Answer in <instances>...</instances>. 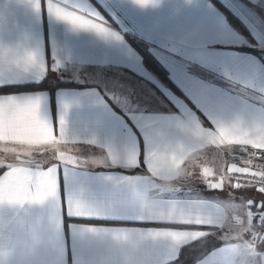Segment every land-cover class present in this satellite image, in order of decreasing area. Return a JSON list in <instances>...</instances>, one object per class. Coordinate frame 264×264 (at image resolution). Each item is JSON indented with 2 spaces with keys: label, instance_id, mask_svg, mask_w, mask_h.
Wrapping results in <instances>:
<instances>
[{
  "label": "crops",
  "instance_id": "0c3cea01",
  "mask_svg": "<svg viewBox=\"0 0 264 264\" xmlns=\"http://www.w3.org/2000/svg\"><path fill=\"white\" fill-rule=\"evenodd\" d=\"M214 1L245 28L252 45L210 0H148L144 7L136 0H69L70 5L100 17L102 26L113 34L108 37L57 21L47 12V5L55 6L56 0H40L39 11L31 0H0V48L35 52L44 67L42 74L3 77L0 84L7 86L0 90L37 85L48 71L56 83L78 86L59 88L53 95L42 90L0 97H32L41 118L55 132L63 121L67 137L78 141L70 145L72 154L94 162L75 169L56 165L55 206L0 209V233L28 240L27 264H116L113 251L95 241L85 231L88 228L129 233L174 229L157 217L141 215L137 210L141 203L164 210L196 203L206 208L238 207L244 220L249 201L253 212L258 203L264 205V198L254 190H235L227 184L222 192L210 191L199 182L188 190L163 189L145 164L157 136L172 145L198 144L182 128L199 125L213 130L214 122L264 118V0ZM134 44L146 49L164 79L147 68ZM5 147L15 146L0 145ZM109 147L121 158L115 166L107 163ZM236 148L230 153L209 148L201 164L218 174L231 165L230 154ZM128 155L138 159V167L124 162ZM14 159L0 150V161L14 163ZM42 164L47 169L54 162ZM0 169V175L7 170ZM73 198L91 210L90 218L69 215L67 204ZM53 215L59 230L49 224ZM29 228L43 243L32 244ZM181 230L206 232L204 239L222 242L215 229ZM193 243H148L141 245L139 256L145 264H170ZM222 243L195 264H215L226 247Z\"/></svg>",
  "mask_w": 264,
  "mask_h": 264
},
{
  "label": "snow or ice",
  "instance_id": "6c2138e0",
  "mask_svg": "<svg viewBox=\"0 0 264 264\" xmlns=\"http://www.w3.org/2000/svg\"><path fill=\"white\" fill-rule=\"evenodd\" d=\"M31 2L34 10L39 11L40 0ZM136 2L144 7L148 0ZM47 12L74 30L93 31L103 37L113 35L102 26L100 17L70 5L69 0H56L55 6L49 3ZM43 72L44 67L38 63L37 53L0 48V79ZM5 86L0 84V87ZM182 130L198 144L172 145L166 143L162 136L152 141L145 164L157 186L169 191H181L199 182L210 191L222 192L227 184L235 190L254 189L264 198V118L259 122H245L239 118L227 124L214 122L213 130H204L199 125ZM77 142L67 137L63 121L60 122L59 131L55 132L41 118L39 104L32 97H0V145L15 146L0 149L15 158L14 163L0 161V168L7 169L0 175V209L19 210L46 203L55 206L59 188V169L56 165L75 169L94 163L72 154L70 145ZM233 146L245 153L246 158L241 160L243 167L231 164L226 169L221 168L217 174L209 167L202 166L207 149L214 148L218 153L227 150L230 153ZM106 150L107 163L115 166L121 159L119 154L110 147ZM49 159L54 164L47 169L38 163ZM255 161L260 163L256 164ZM124 162L129 167L139 166L138 159L132 155L125 157ZM214 176L215 179H210ZM232 194L228 192L230 199L233 198ZM245 207L246 220L239 218L241 209L238 207L217 204L206 208L196 203L189 208L171 207L164 210L141 203L137 209L141 215L157 217L174 226V229L138 233L98 232L92 228L85 231L113 251L116 264L120 261L123 264H145V260L139 256L141 245L164 241L178 246L209 235L201 231L181 230L193 227L215 229L220 234L219 239L226 247L215 264H264V212H260L264 205L258 203L255 212L251 210V201ZM67 210L70 216L76 218H90L92 215L91 210L75 198L68 201ZM49 224L59 230L60 223L56 216L49 217ZM29 232L33 245L43 243L34 229L29 228ZM27 254L28 240L20 236L5 237L0 233V264H27Z\"/></svg>",
  "mask_w": 264,
  "mask_h": 264
},
{
  "label": "trees",
  "instance_id": "16d2710c",
  "mask_svg": "<svg viewBox=\"0 0 264 264\" xmlns=\"http://www.w3.org/2000/svg\"><path fill=\"white\" fill-rule=\"evenodd\" d=\"M212 4H214L217 8H219L227 17L228 21L234 27L242 36H244L249 43L252 45L253 42L245 30L244 27H242L236 19H234L228 12H226L221 6H219L214 0H210ZM135 49L138 51V53L142 56L145 65L147 68L155 74L156 77H160L161 79H164V75L162 76V71H160V68L158 69L156 63L152 60L151 56L148 54L145 48L141 47L138 44H134ZM241 51H248L253 54L259 55L256 50H250V49H240ZM59 88H78V86L71 85V84H60L56 83L51 73L48 71L47 77L39 84L37 85H30V86H24V87H17V88H11V89H4L0 90V94H7V93H20V92H31V91H48L50 95H53V93L59 89ZM3 172L2 169H0V174ZM222 242L218 241L214 237H209L204 240H200L198 242H195L193 244H190L186 247H184L180 254L178 259L170 264H195L196 262L200 261L202 258H204L208 253L211 251L219 248L222 246Z\"/></svg>",
  "mask_w": 264,
  "mask_h": 264
},
{
  "label": "built area",
  "instance_id": "2783aa9c",
  "mask_svg": "<svg viewBox=\"0 0 264 264\" xmlns=\"http://www.w3.org/2000/svg\"><path fill=\"white\" fill-rule=\"evenodd\" d=\"M249 151H251V149H249ZM245 158H246V156H245L244 151L239 150V148L237 147L230 154V163L231 164H235L238 167H242L244 165L241 163V160L245 159ZM257 162H259V161H255L254 163H257ZM252 190H254V189H252ZM260 212H264V208Z\"/></svg>",
  "mask_w": 264,
  "mask_h": 264
},
{
  "label": "rangeland",
  "instance_id": "374dc122",
  "mask_svg": "<svg viewBox=\"0 0 264 264\" xmlns=\"http://www.w3.org/2000/svg\"><path fill=\"white\" fill-rule=\"evenodd\" d=\"M48 161V160H47ZM47 161H40V162H38V163H45V162H47Z\"/></svg>",
  "mask_w": 264,
  "mask_h": 264
},
{
  "label": "clouds",
  "instance_id": "9594fccd",
  "mask_svg": "<svg viewBox=\"0 0 264 264\" xmlns=\"http://www.w3.org/2000/svg\"><path fill=\"white\" fill-rule=\"evenodd\" d=\"M130 264H132V262H130Z\"/></svg>",
  "mask_w": 264,
  "mask_h": 264
}]
</instances>
